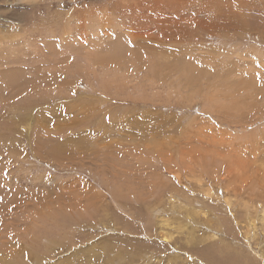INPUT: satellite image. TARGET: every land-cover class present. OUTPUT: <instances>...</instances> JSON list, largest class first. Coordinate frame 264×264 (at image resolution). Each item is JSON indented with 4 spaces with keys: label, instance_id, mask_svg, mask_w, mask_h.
<instances>
[{
    "label": "rangeland",
    "instance_id": "rangeland-1",
    "mask_svg": "<svg viewBox=\"0 0 264 264\" xmlns=\"http://www.w3.org/2000/svg\"><path fill=\"white\" fill-rule=\"evenodd\" d=\"M0 264H264V0H0Z\"/></svg>",
    "mask_w": 264,
    "mask_h": 264
},
{
    "label": "snow or ice",
    "instance_id": "snow-or-ice-1",
    "mask_svg": "<svg viewBox=\"0 0 264 264\" xmlns=\"http://www.w3.org/2000/svg\"><path fill=\"white\" fill-rule=\"evenodd\" d=\"M4 175L6 176L7 175V172H5Z\"/></svg>",
    "mask_w": 264,
    "mask_h": 264
},
{
    "label": "bare ground",
    "instance_id": "bare-ground-1",
    "mask_svg": "<svg viewBox=\"0 0 264 264\" xmlns=\"http://www.w3.org/2000/svg\"><path fill=\"white\" fill-rule=\"evenodd\" d=\"M167 237V236H166Z\"/></svg>",
    "mask_w": 264,
    "mask_h": 264
}]
</instances>
